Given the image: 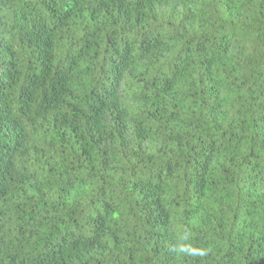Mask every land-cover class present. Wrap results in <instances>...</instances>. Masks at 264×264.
I'll return each instance as SVG.
<instances>
[{
	"label": "trees",
	"instance_id": "1",
	"mask_svg": "<svg viewBox=\"0 0 264 264\" xmlns=\"http://www.w3.org/2000/svg\"><path fill=\"white\" fill-rule=\"evenodd\" d=\"M0 264H264V0H0Z\"/></svg>",
	"mask_w": 264,
	"mask_h": 264
}]
</instances>
